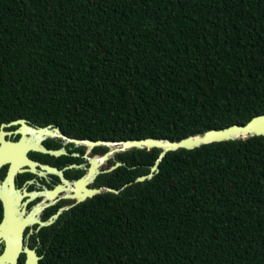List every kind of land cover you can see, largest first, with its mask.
Masks as SVG:
<instances>
[{"label":"trees","instance_id":"trees-1","mask_svg":"<svg viewBox=\"0 0 264 264\" xmlns=\"http://www.w3.org/2000/svg\"><path fill=\"white\" fill-rule=\"evenodd\" d=\"M264 114V0H0V128L179 140ZM102 151L108 147L102 146ZM133 148L40 264H264V135ZM114 162V160H111Z\"/></svg>","mask_w":264,"mask_h":264},{"label":"flooded vegetation","instance_id":"flooded-vegetation-1","mask_svg":"<svg viewBox=\"0 0 264 264\" xmlns=\"http://www.w3.org/2000/svg\"><path fill=\"white\" fill-rule=\"evenodd\" d=\"M41 126L30 120L19 122L4 127L8 134L0 138V264H36L38 256L40 264L44 243L54 239L55 225L95 197L88 196L90 191L105 186L101 176L120 161L111 157L99 167L94 181L85 184L84 178L95 169L93 158L107 150L97 145L88 153V145L41 132ZM41 140L46 148L61 152L37 149Z\"/></svg>","mask_w":264,"mask_h":264},{"label":"water","instance_id":"water-1","mask_svg":"<svg viewBox=\"0 0 264 264\" xmlns=\"http://www.w3.org/2000/svg\"><path fill=\"white\" fill-rule=\"evenodd\" d=\"M26 121L27 119L25 118H18L10 122L3 123L0 131V138L2 137L4 138L8 134V132L4 129V127ZM53 126H54L53 124H48L46 126H41L39 130L41 132L50 131L52 135H58L60 137L67 139L70 142H74L77 144H86L89 146L88 153H90L92 148L97 145L108 147V150L104 154L93 158V160L95 161L94 164L95 169L91 170L88 173L87 177L84 178L85 184L94 181L97 171L99 172V167L103 163L108 161L111 157L115 156L117 153L125 152L133 148H138V149L159 148L161 151L155 163L151 166L150 172L137 176V178L134 181L126 184L129 185L133 182H140L147 179H151L157 172H159L160 163L167 155V153L170 151H174L182 148L193 149L215 141H223L230 139H246L255 135H264V114L255 115L245 124H233L223 128H211L206 130L204 133H197L194 135L184 137L179 140H173L169 138H156V137L133 138V139H122V140L76 138L66 135L60 130L58 126H54V130H51ZM37 149L43 152L53 153V154H59L61 152V150L46 148L42 144V140L40 141V145L37 147ZM122 164L123 163L121 161H118L111 168L105 170V172L112 171L118 166H121ZM107 191L119 193L121 189H117L115 187H109V186H101L91 190L88 196H93L95 194L107 192ZM86 198H87L86 196L82 197L78 200V202L83 201ZM55 217L57 218L58 214H56ZM52 221L53 219L48 222H45L44 224H50ZM40 258L41 257L39 256L37 257L36 264H38Z\"/></svg>","mask_w":264,"mask_h":264}]
</instances>
